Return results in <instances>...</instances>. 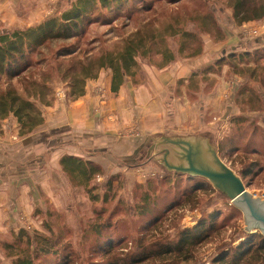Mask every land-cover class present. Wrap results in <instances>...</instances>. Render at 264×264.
<instances>
[{
    "label": "rangeland",
    "instance_id": "obj_1",
    "mask_svg": "<svg viewBox=\"0 0 264 264\" xmlns=\"http://www.w3.org/2000/svg\"><path fill=\"white\" fill-rule=\"evenodd\" d=\"M75 1L48 0L46 7L41 6L40 21L60 16ZM18 5L25 8L22 0ZM196 11L212 13L219 28L208 33L200 27L201 18L189 21ZM99 13L101 21L84 27L79 46L83 51L113 49L119 40L141 29L149 36L146 55L137 57L141 67L159 64L161 53L169 47L178 53L182 40L183 56L190 57L201 54L208 40L237 35L226 0H184L180 4L129 0L112 3ZM177 16L185 24L175 28L183 32L168 36L163 43L158 35L174 33L169 20ZM169 25L171 29H164ZM0 31L12 30L0 24ZM247 37L253 42L251 50L246 47L248 51L230 55L228 48L216 58L212 69L219 73L227 68L229 102L224 112L208 114L207 122L213 125L199 127L195 136L209 138L220 158L243 179L247 191L264 198V22L250 27ZM75 42H58L52 47ZM52 88V104L64 96L73 100L67 83L57 81ZM151 141L143 145L132 165L135 170L143 164L150 167L140 174H109L101 168L100 175L86 187L71 177L61 190H38L30 212L22 213L16 226L7 224L0 234V264H15L19 258H30L33 264H127L129 259L131 264H213L219 255L240 245L252 253L241 264H264V234L244 232L242 210L209 180L155 164V158L148 157L155 154ZM62 180L65 184V178ZM203 219L211 224V236L190 253L142 259L143 252L154 250L153 243L178 240L183 230ZM108 244L113 245L111 249Z\"/></svg>",
    "mask_w": 264,
    "mask_h": 264
},
{
    "label": "crops",
    "instance_id": "obj_2",
    "mask_svg": "<svg viewBox=\"0 0 264 264\" xmlns=\"http://www.w3.org/2000/svg\"><path fill=\"white\" fill-rule=\"evenodd\" d=\"M47 1L22 0L21 10L18 0H0V24L11 30L38 25ZM230 22L235 23L232 18ZM263 22L264 18L235 23L236 36L206 41L197 56L178 58L161 68L143 66L117 91L112 90V72L103 70L98 78L87 80L81 97L37 104L44 122L28 135H20L17 118L1 120L0 234L30 212L38 190L51 193L69 183L61 166L64 157L82 158L109 174H140L150 167L143 164L135 170L132 165L153 134L195 136L199 127H211L207 115L224 112L229 102L227 68L219 73L212 69L216 58L228 48L230 55L251 50L248 29ZM151 143L154 146V139Z\"/></svg>",
    "mask_w": 264,
    "mask_h": 264
},
{
    "label": "trees",
    "instance_id": "obj_3",
    "mask_svg": "<svg viewBox=\"0 0 264 264\" xmlns=\"http://www.w3.org/2000/svg\"><path fill=\"white\" fill-rule=\"evenodd\" d=\"M129 0H76L72 7L58 17L49 18L42 23L12 31H0V121L13 116L21 125L20 135L25 136L44 122L37 102L50 106L54 100L52 86L57 81L67 83L71 98L77 99L85 92L87 80L98 78L103 70L112 72V90L117 91L126 77L136 78L141 72L138 55H146L149 36L141 29L119 40L113 49H95L83 51L79 46L84 27L101 21V8L108 9L112 3L124 4ZM184 0H167L170 4H180ZM227 7L233 12L237 25L264 18V0H226ZM100 4V7H99ZM97 11V12H96ZM201 18L200 27L206 32L219 28L214 15L210 12H193L189 21ZM174 28L185 22L181 17L169 20ZM164 28L166 30L171 29ZM213 25L210 29L208 26ZM161 33L158 37L165 43L168 36H177L180 32ZM187 37H191L187 34ZM76 40L75 43L52 47L58 42ZM185 40L180 42L178 53L163 51L162 60L155 66L165 67L183 56ZM167 48V46H165ZM46 50V51H45ZM197 52H201L200 50ZM196 52V53H197ZM35 56V57H33ZM65 177L80 186H87L100 167L82 158L66 156L61 160ZM212 228L207 219L201 220L191 229L183 230L178 240L168 239L153 243L149 253H142V259L170 257L190 253L193 247L211 236ZM110 249L112 244H108ZM229 250L218 256L213 264H241L252 253L249 248ZM233 255V256H232ZM232 256V257H231ZM124 261V259H123ZM120 263V262H118ZM15 264H33L30 258H19ZM126 264V263H125ZM127 264H131L130 259Z\"/></svg>",
    "mask_w": 264,
    "mask_h": 264
},
{
    "label": "water",
    "instance_id": "obj_4",
    "mask_svg": "<svg viewBox=\"0 0 264 264\" xmlns=\"http://www.w3.org/2000/svg\"><path fill=\"white\" fill-rule=\"evenodd\" d=\"M155 164L199 176L223 193L245 215V231L264 234V198L251 195L237 173L219 156L209 138L194 135H155Z\"/></svg>",
    "mask_w": 264,
    "mask_h": 264
}]
</instances>
